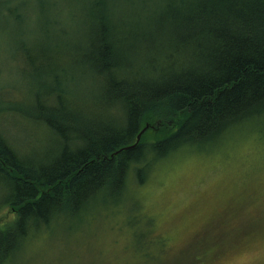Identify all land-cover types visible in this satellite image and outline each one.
Segmentation results:
<instances>
[{
  "label": "trees",
  "instance_id": "trees-1",
  "mask_svg": "<svg viewBox=\"0 0 264 264\" xmlns=\"http://www.w3.org/2000/svg\"><path fill=\"white\" fill-rule=\"evenodd\" d=\"M130 1L39 0L31 27L42 14L45 28L16 33L18 67L32 80L26 101L0 102V116L12 115L0 124V209L7 204L14 213L0 222V264L32 234L124 197L131 173L144 181L147 168L176 149L218 143L233 131L264 136V0H139L130 18L162 22L165 39L152 56L142 47L136 64L128 17H121ZM80 13L94 21L85 43L64 37L61 26L64 16ZM72 72H89L93 100L76 103L67 87ZM20 114L54 142L32 155L11 142L4 119ZM152 118L171 130L136 142Z\"/></svg>",
  "mask_w": 264,
  "mask_h": 264
},
{
  "label": "rangeland",
  "instance_id": "rangeland-1",
  "mask_svg": "<svg viewBox=\"0 0 264 264\" xmlns=\"http://www.w3.org/2000/svg\"><path fill=\"white\" fill-rule=\"evenodd\" d=\"M38 2L0 0L4 17L0 23V102L27 99L32 78L18 67L24 60L16 61V33L32 26L39 13ZM130 3V12L121 17H128L125 25L134 38L132 60L136 64L142 47L145 55L152 56L165 36L162 22L143 26L138 17L130 18L140 1ZM54 5L59 12H67L64 4ZM19 12L23 13L20 19L15 17ZM90 17L87 13L64 16V37L85 43L94 22ZM44 20L40 14L31 28L37 30L41 24L45 28ZM32 35L31 40L35 39ZM126 41L122 34L118 40L121 51ZM78 73H68L67 87L80 105L85 97L93 100L96 95L89 72ZM8 106L3 104L4 109ZM147 122L141 125L148 128L140 142L171 130L155 118ZM4 127L11 142L32 149L29 155L54 142L50 132L30 127L23 114L6 117ZM13 216L9 205L0 209V222L11 221ZM84 216L80 221L67 216L51 230L32 234L4 264H264V136L256 129L233 131L218 143L176 149L150 165L144 181L131 173L124 197L109 199Z\"/></svg>",
  "mask_w": 264,
  "mask_h": 264
},
{
  "label": "water",
  "instance_id": "water-1",
  "mask_svg": "<svg viewBox=\"0 0 264 264\" xmlns=\"http://www.w3.org/2000/svg\"><path fill=\"white\" fill-rule=\"evenodd\" d=\"M147 127H148V125H147L145 128H143V129L138 133V135H137V139H136V142H138V141L140 140V137H141L143 131H144Z\"/></svg>",
  "mask_w": 264,
  "mask_h": 264
}]
</instances>
